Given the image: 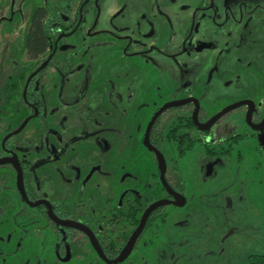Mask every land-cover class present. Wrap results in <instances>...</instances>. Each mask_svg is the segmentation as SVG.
<instances>
[{
  "label": "flooded vegetation",
  "instance_id": "af4514ba",
  "mask_svg": "<svg viewBox=\"0 0 264 264\" xmlns=\"http://www.w3.org/2000/svg\"><path fill=\"white\" fill-rule=\"evenodd\" d=\"M259 172L264 0L1 3L0 264L213 260L208 190Z\"/></svg>",
  "mask_w": 264,
  "mask_h": 264
},
{
  "label": "rangeland",
  "instance_id": "374dc122",
  "mask_svg": "<svg viewBox=\"0 0 264 264\" xmlns=\"http://www.w3.org/2000/svg\"><path fill=\"white\" fill-rule=\"evenodd\" d=\"M3 1L0 0V6ZM253 176L245 173L232 174L230 177L223 175L220 182L208 190L210 196L217 197L218 203L202 209V217L206 218L204 221L208 225L195 232V243L194 241L192 243L199 244L198 250L204 253L208 249L216 250L218 240L222 239L228 229L229 233L233 230V234L223 246L225 247L223 255L213 260L211 257L207 260L205 255H200L192 262L193 264L204 262L207 264H240L249 253L264 250V205L256 204L252 198L245 197V193L240 194L239 190V188L245 190L251 180L259 182L264 189V172ZM240 195L243 198L239 203ZM199 219V215L193 218L195 223ZM217 246L219 247L220 244Z\"/></svg>",
  "mask_w": 264,
  "mask_h": 264
},
{
  "label": "trees",
  "instance_id": "16d2710c",
  "mask_svg": "<svg viewBox=\"0 0 264 264\" xmlns=\"http://www.w3.org/2000/svg\"><path fill=\"white\" fill-rule=\"evenodd\" d=\"M242 264H264V250L249 254Z\"/></svg>",
  "mask_w": 264,
  "mask_h": 264
}]
</instances>
